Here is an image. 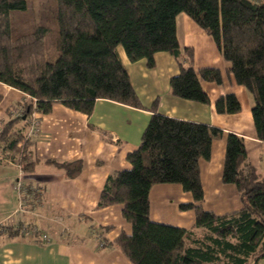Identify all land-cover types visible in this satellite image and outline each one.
Wrapping results in <instances>:
<instances>
[{
    "label": "trees",
    "instance_id": "1",
    "mask_svg": "<svg viewBox=\"0 0 264 264\" xmlns=\"http://www.w3.org/2000/svg\"><path fill=\"white\" fill-rule=\"evenodd\" d=\"M179 13L213 38L228 73L252 94V119L264 142V0H0V82L28 96L12 106L22 114L0 126V150L18 154L22 142L15 161L31 172L38 160L28 122L33 111L46 114L53 103L87 116L98 99L143 108L118 47L130 62L143 59L148 68L155 65V53H169L179 67L169 79L170 93L208 103L199 78L220 83L221 72L193 68L192 48L181 49L176 37ZM157 107L156 98L138 147L126 155L130 168L107 176L96 204H121L131 226L130 234L120 233L112 244L132 264H255L264 258V179L248 162L243 137L226 135L222 169V181L234 184L241 206L215 214L201 205L198 161L210 158L212 140L223 132L161 115ZM214 107L236 113L240 102L227 93ZM46 162L67 178L82 169L80 160ZM156 183H177L191 194L192 202L179 208L193 211L192 227L151 220L149 191ZM8 228L10 236L20 232Z\"/></svg>",
    "mask_w": 264,
    "mask_h": 264
},
{
    "label": "crops",
    "instance_id": "2",
    "mask_svg": "<svg viewBox=\"0 0 264 264\" xmlns=\"http://www.w3.org/2000/svg\"><path fill=\"white\" fill-rule=\"evenodd\" d=\"M175 26L180 48H192L193 68L216 67L221 72L220 83L199 78L209 102L199 103L170 93L169 79L179 72V67L169 53H155V65L148 68L143 59L130 62L123 49L118 47L120 60L143 108L98 99L91 115L87 116L53 103L50 112L39 114V132L34 138L38 161L31 172L22 171L10 152L0 150V226L8 227L11 220L27 219L39 226L42 233L47 232L51 239L43 243L31 235L19 232L10 236L6 230H0V264H132L112 244L120 233L131 232L130 224L122 217V205L96 208V204L107 176L113 171L130 168L126 155L138 147L152 114L150 106L156 98L159 114L206 124L223 132L212 140L210 158L198 161L203 209L220 215L241 206L234 184L222 181L228 133L243 137L248 162L264 179V142L256 135L251 114L254 105L252 94L234 81L213 38L189 16L179 13ZM227 93L238 98V112H216L215 100ZM0 95L1 126L15 117L16 109L12 106L28 100V96L1 82ZM46 160H80L82 169L76 177L67 178L62 170ZM18 179L41 189V208L46 218L40 211L36 215L14 213L18 204L14 185ZM149 202L152 221L182 228L193 226V211L179 208L181 203L192 202L191 194L180 184H153ZM104 227L110 229L104 231ZM98 231L112 246H99L95 236ZM255 264H264V258Z\"/></svg>",
    "mask_w": 264,
    "mask_h": 264
},
{
    "label": "built area",
    "instance_id": "3",
    "mask_svg": "<svg viewBox=\"0 0 264 264\" xmlns=\"http://www.w3.org/2000/svg\"><path fill=\"white\" fill-rule=\"evenodd\" d=\"M23 110L21 108L16 109L14 115L20 116ZM40 113L33 111L27 127V136L35 138L39 132V121ZM14 188L17 192L18 204L14 211L15 214H37V209L42 207V191L36 186L23 183L21 180H17ZM7 225V224H5ZM8 225L14 229H18L24 235H31L37 238L39 242L47 243L51 239L46 233H42V230L39 226L32 224L27 221V219L20 220H11V223ZM96 238L98 239L99 246H102V232L98 231L95 233Z\"/></svg>",
    "mask_w": 264,
    "mask_h": 264
},
{
    "label": "rangeland",
    "instance_id": "4",
    "mask_svg": "<svg viewBox=\"0 0 264 264\" xmlns=\"http://www.w3.org/2000/svg\"><path fill=\"white\" fill-rule=\"evenodd\" d=\"M17 147H18V154L17 153H13V152H10V155H12V158H17V156H20L19 154L20 153H22L23 152V143L21 142V143H19V145H17ZM43 201V200H42ZM44 210V209H43ZM43 210H42V208H39V209H37V213H38V211H40V214L42 215V217H44V218H46V216H44V212H43ZM58 222H61V221H59L58 220ZM9 223V222H8ZM1 225H3V226H0V230H5L6 229V227L4 226V224H1ZM7 230H9V228L7 227ZM44 232H46V231H44ZM47 233V232H46ZM48 234V233H47Z\"/></svg>",
    "mask_w": 264,
    "mask_h": 264
},
{
    "label": "water",
    "instance_id": "5",
    "mask_svg": "<svg viewBox=\"0 0 264 264\" xmlns=\"http://www.w3.org/2000/svg\"><path fill=\"white\" fill-rule=\"evenodd\" d=\"M23 119L25 118V116L22 117Z\"/></svg>",
    "mask_w": 264,
    "mask_h": 264
}]
</instances>
